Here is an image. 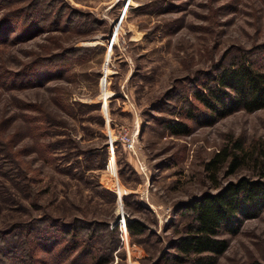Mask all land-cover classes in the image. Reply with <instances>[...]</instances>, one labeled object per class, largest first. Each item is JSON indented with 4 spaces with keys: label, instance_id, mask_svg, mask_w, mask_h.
I'll use <instances>...</instances> for the list:
<instances>
[{
    "label": "rangeland",
    "instance_id": "1",
    "mask_svg": "<svg viewBox=\"0 0 264 264\" xmlns=\"http://www.w3.org/2000/svg\"><path fill=\"white\" fill-rule=\"evenodd\" d=\"M247 55L264 0H0V264H175L185 206L264 166V109L193 94ZM230 238L217 264H264V211Z\"/></svg>",
    "mask_w": 264,
    "mask_h": 264
},
{
    "label": "trees",
    "instance_id": "2",
    "mask_svg": "<svg viewBox=\"0 0 264 264\" xmlns=\"http://www.w3.org/2000/svg\"><path fill=\"white\" fill-rule=\"evenodd\" d=\"M248 56L229 64L220 63L215 67L216 72L193 90L195 99L206 108L203 113L208 119L203 122H213L239 109L250 112L264 109V68L256 66ZM189 112V116L194 117L192 110ZM170 127L176 133L190 129L181 122ZM228 160L231 171L243 162L238 154L223 149L207 162L206 167L216 172ZM185 211L188 222L185 232L173 242L176 252L171 254L172 262L217 264L230 245V236L240 231L245 220L264 211V166L256 177L243 175L228 181L215 192L195 197L185 206ZM127 226L133 233L145 230V225L138 221L128 222ZM118 228L116 225L114 230ZM100 259V264L111 260L110 257Z\"/></svg>",
    "mask_w": 264,
    "mask_h": 264
}]
</instances>
